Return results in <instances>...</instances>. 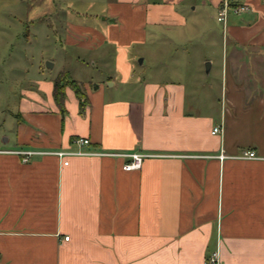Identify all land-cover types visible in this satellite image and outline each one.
I'll list each match as a JSON object with an SVG mask.
<instances>
[{
  "label": "crops",
  "instance_id": "obj_1",
  "mask_svg": "<svg viewBox=\"0 0 264 264\" xmlns=\"http://www.w3.org/2000/svg\"><path fill=\"white\" fill-rule=\"evenodd\" d=\"M22 1L0 0V38L7 14L21 25L7 6ZM127 1L109 12L126 22L108 27L124 40L118 49L187 28L188 18L220 23L224 0ZM230 1L249 12L231 11L226 40L204 44V81L170 78L158 43L157 80L129 86L122 52L108 86L73 79L87 104L67 87L65 113L54 98L64 68L25 52L21 70L15 42L0 43V264H204L217 250L221 264H264V0ZM59 151L150 157L126 172L121 157L73 156L65 166ZM248 151L257 159L243 158ZM19 152L38 154L24 163Z\"/></svg>",
  "mask_w": 264,
  "mask_h": 264
},
{
  "label": "rangeland",
  "instance_id": "obj_2",
  "mask_svg": "<svg viewBox=\"0 0 264 264\" xmlns=\"http://www.w3.org/2000/svg\"><path fill=\"white\" fill-rule=\"evenodd\" d=\"M147 1L144 0L143 3ZM226 1L231 2L230 0H224L223 4ZM118 3L127 4L128 1L23 0L20 5L7 6L9 13H12L10 11L15 13L17 11L16 16L22 23L21 25L15 24L7 14L4 19L7 31L0 38V43L15 42L16 49L10 59L16 61V63L19 62L21 70L25 67L23 63L26 60L25 52L32 58L40 57L41 53H43L42 55H47L50 59L45 61V67H47L48 62L55 63L56 70L62 66L64 69L58 78L67 83L76 82L73 79H78L85 84L106 83L108 86L107 80L117 78V54L125 52L127 53V59L132 61L134 73L133 80L128 83L130 84L129 86L142 85L143 78L148 79L156 75L158 65L154 58H159L158 53L160 50H158L156 45L158 43H161L162 46H168L163 47V69L170 78L177 75H181V78L187 81L191 75L194 80L197 76H201L203 81L207 78L205 77L207 76L206 64L202 66V58L206 53L204 44L207 41L222 42L226 40V26L218 23L216 18L192 17L188 18L187 28L177 29L179 31L172 33H157L149 37L148 44L134 43L129 49L122 47L119 50L117 43L124 44V40L113 39V35L108 32L109 26L120 28L126 26V22L122 21L121 18L109 16L111 9ZM218 18L219 16H217ZM78 25L80 27H89L99 32L105 38V41L93 38L92 33L86 35L74 33L72 26ZM75 41H78V43L84 41L89 43L79 45L78 43L75 44ZM25 42L32 44L31 51L24 49L26 46ZM172 43L179 45L173 46ZM197 46L200 48H197ZM175 53H179V55L173 56ZM182 54L183 56H181ZM184 54L187 55L184 56ZM173 72H176L177 75H174ZM155 79L157 80L156 76ZM197 80L198 83L201 81L199 78ZM3 84L9 86L5 80ZM75 84L78 89H81L78 82ZM217 95V105L220 109L221 96L220 94ZM260 117L264 118V113L260 114Z\"/></svg>",
  "mask_w": 264,
  "mask_h": 264
},
{
  "label": "built area",
  "instance_id": "obj_3",
  "mask_svg": "<svg viewBox=\"0 0 264 264\" xmlns=\"http://www.w3.org/2000/svg\"><path fill=\"white\" fill-rule=\"evenodd\" d=\"M249 8L245 5H233L232 2L226 1L219 11L218 21L222 23L224 26L227 24L228 15L231 11L235 14L240 15L248 12ZM223 132L222 127H215L213 130V134H219ZM76 143L80 146H88L90 144L88 139H78ZM19 155L23 157V162H29L30 158L34 155H37L36 152H19ZM56 157H58L61 161H63V165L68 166L69 162L65 159L73 156H113V157H121L127 159V162L124 164L123 169L126 172L138 171L141 170L143 162L146 158L150 157L149 155L141 154V153H130V154H104V153H95V152H66L59 151L52 153ZM245 159H257V156L254 152L248 151L245 152L242 156ZM65 160V161H64ZM66 241H69V237H65ZM204 264H221V256L220 251H214L204 262Z\"/></svg>",
  "mask_w": 264,
  "mask_h": 264
},
{
  "label": "trees",
  "instance_id": "obj_4",
  "mask_svg": "<svg viewBox=\"0 0 264 264\" xmlns=\"http://www.w3.org/2000/svg\"><path fill=\"white\" fill-rule=\"evenodd\" d=\"M75 83L76 82H68L67 83L66 81L61 80L58 77L55 80L54 98H55L56 104L61 109L62 113H65V98H66L65 90L69 86L76 92L77 98L80 101L81 107L84 108L85 105L87 104L86 96L84 95V93L82 92L81 89H78L76 87Z\"/></svg>",
  "mask_w": 264,
  "mask_h": 264
},
{
  "label": "water",
  "instance_id": "obj_5",
  "mask_svg": "<svg viewBox=\"0 0 264 264\" xmlns=\"http://www.w3.org/2000/svg\"><path fill=\"white\" fill-rule=\"evenodd\" d=\"M141 63H142V61H141ZM53 67H54V65H53L52 63H50V62L47 63V68H48V69H53ZM209 67H210V65L207 64V65H206V71H207V72L209 71Z\"/></svg>",
  "mask_w": 264,
  "mask_h": 264
}]
</instances>
